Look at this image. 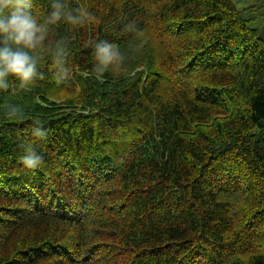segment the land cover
I'll list each match as a JSON object with an SVG mask.
<instances>
[{
	"label": "trees",
	"instance_id": "obj_1",
	"mask_svg": "<svg viewBox=\"0 0 264 264\" xmlns=\"http://www.w3.org/2000/svg\"><path fill=\"white\" fill-rule=\"evenodd\" d=\"M51 2L32 0L40 22ZM65 2L97 17L49 26L69 78L53 47L35 83L0 91V264H264L258 18L234 0ZM100 39L125 59L97 79ZM33 120L47 128L35 171L20 163Z\"/></svg>",
	"mask_w": 264,
	"mask_h": 264
},
{
	"label": "clouds",
	"instance_id": "obj_2",
	"mask_svg": "<svg viewBox=\"0 0 264 264\" xmlns=\"http://www.w3.org/2000/svg\"><path fill=\"white\" fill-rule=\"evenodd\" d=\"M32 7V0H0V91H9L10 82H15L19 88L35 83L41 78V53L51 52L53 47L56 49L52 53L54 75L58 82L67 80L70 68L63 45L60 41L49 42V26L61 23L82 26L97 20L86 8L70 7L65 0H52L44 22L37 19ZM88 46L94 58L93 72L97 79L110 71L119 72L125 57L116 44L100 39L89 42ZM7 115L9 118H22L24 113L19 106L10 105ZM28 127L32 139L22 145L20 163L24 169L35 171L44 162L36 145L47 139V128L39 120H33Z\"/></svg>",
	"mask_w": 264,
	"mask_h": 264
},
{
	"label": "rangeland",
	"instance_id": "obj_3",
	"mask_svg": "<svg viewBox=\"0 0 264 264\" xmlns=\"http://www.w3.org/2000/svg\"><path fill=\"white\" fill-rule=\"evenodd\" d=\"M234 2L240 10H245L244 17L246 19L258 18L251 24V27L260 29L262 36L264 37V9H260L258 11L248 10L258 4L260 0H234ZM262 6H264V3H262Z\"/></svg>",
	"mask_w": 264,
	"mask_h": 264
},
{
	"label": "bare ground",
	"instance_id": "obj_4",
	"mask_svg": "<svg viewBox=\"0 0 264 264\" xmlns=\"http://www.w3.org/2000/svg\"><path fill=\"white\" fill-rule=\"evenodd\" d=\"M159 17V16H158ZM164 21V20H163ZM165 22V21H164ZM144 33V32H143ZM185 42V41H184ZM123 44V43H122ZM184 44V43H183ZM181 45V44H180ZM88 47V46H87ZM122 47V46H121ZM128 47V46H127ZM180 48V47H179ZM56 51V50H55ZM89 51V50H88ZM84 52V51H83ZM170 53V52H169ZM74 54V53H73ZM72 54V55H73ZM177 54V53H176ZM78 55V54H77ZM83 56V55H82ZM166 56V55H165ZM177 56V55H176ZM157 58V57H156ZM159 60V59H158ZM176 60V59H175ZM80 62V61H79ZM154 62V61H153ZM52 63V62H51ZM88 63V62H87ZM156 63V62H155ZM68 64V63H67ZM75 65V64H74ZM143 65V64H142ZM205 65V64H204ZM179 66H181V65H179ZM154 67V66H153ZM157 67V66H156ZM178 67V66H177ZM155 68V67H154ZM162 69V68H161ZM163 70V69H162ZM74 71V70H73ZM154 71V70H153ZM169 71V70H168ZM138 73V72H137ZM169 73V72H168ZM171 73V72H170ZM150 75V74H149ZM177 76V75H176ZM152 77V76H151ZM154 78V77H153ZM199 85V84H198ZM56 86V85H55ZM202 86V85H201ZM42 88V87H41ZM57 90V89H56ZM148 90V89H147ZM29 94V93H28ZM28 103V102H27ZM26 110V109H25ZM147 110V109H146ZM116 111V110H115ZM37 112V111H36ZM117 112V111H116ZM192 113V112H191ZM190 113V114H191ZM192 116V115H191ZM106 122V121H105ZM185 122V121H184ZM107 126V125H106ZM135 127V126H134ZM138 127V126H137ZM60 129V128H59ZM89 135V134H88ZM88 135H87V137H88ZM60 141V140H59ZM67 144V143H66ZM110 144V143H109ZM46 145V144H45ZM62 146V145H61ZM57 147H59V146H57ZM65 148H66V146H64ZM46 149H47V147H46ZM50 149V148H49ZM66 150V149H65ZM53 153V152H52ZM71 153H73V151L71 152ZM226 153V152H225ZM13 154V153H12ZM2 156V155H1ZM48 157V156H47ZM109 157V156H108ZM224 157V156H223ZM4 158V157H3ZM11 158V157H10ZM8 159V158H7ZM10 161V160H9ZM47 161V160H46ZM13 162V161H12ZM44 163V162H43ZM4 164H5V162H4ZM14 165V164H13ZM208 165V164H207ZM6 166V165H5ZM12 170V169H11ZM4 174V173H3ZM2 176V175H1ZM4 179V178H3ZM11 179V178H10ZM16 181V180H15ZM12 182H13V180H12ZM4 183V182H3ZM10 183V182H9ZM14 183V182H13ZM6 184V183H5ZM1 205V204H0ZM3 208V207H2Z\"/></svg>",
	"mask_w": 264,
	"mask_h": 264
},
{
	"label": "crops",
	"instance_id": "obj_5",
	"mask_svg": "<svg viewBox=\"0 0 264 264\" xmlns=\"http://www.w3.org/2000/svg\"><path fill=\"white\" fill-rule=\"evenodd\" d=\"M257 5V4H256Z\"/></svg>",
	"mask_w": 264,
	"mask_h": 264
}]
</instances>
